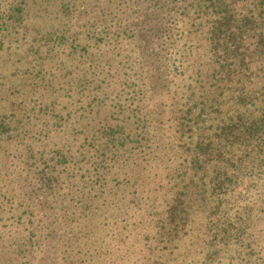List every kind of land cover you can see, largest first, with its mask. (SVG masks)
<instances>
[{"label":"trees","instance_id":"16d2710c","mask_svg":"<svg viewBox=\"0 0 264 264\" xmlns=\"http://www.w3.org/2000/svg\"><path fill=\"white\" fill-rule=\"evenodd\" d=\"M247 180L264 0H0V264H256ZM112 199L128 234L95 263Z\"/></svg>","mask_w":264,"mask_h":264},{"label":"rangeland","instance_id":"374dc122","mask_svg":"<svg viewBox=\"0 0 264 264\" xmlns=\"http://www.w3.org/2000/svg\"><path fill=\"white\" fill-rule=\"evenodd\" d=\"M252 181L247 180L245 183L239 187L234 195L231 197L230 200V208L233 210H236L238 207H252L254 202H257V205L254 207H259L260 203H262V209L264 210V195L261 197L253 196V193L251 191L252 186ZM36 199L41 203L42 208L44 209V214L47 215L48 218V227L51 229V232L54 236L57 234L56 229V222L54 218V208L47 200L44 199L42 196H36ZM126 203L120 204V201L112 199L109 203V210L110 212L107 215V220H106V226L105 229L107 230L106 232V240H99V247L100 250L98 253H94L95 258V263H100L101 261V256L103 255L101 253V248L109 245L111 246L109 249L111 250V254H114V251L117 249V244L119 242V234L122 233L123 236L128 234V230L125 226L126 222L122 221L124 217L119 216L120 212V207L121 210L125 209ZM243 212V211H241ZM259 216L255 215V218H258ZM260 244L253 245L252 248V253H253V259L256 260V264H261L264 261V225L262 230L260 231ZM255 238H253V242ZM54 240V239H53ZM258 259H261L258 260ZM264 264V263H263Z\"/></svg>","mask_w":264,"mask_h":264}]
</instances>
